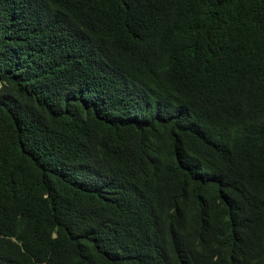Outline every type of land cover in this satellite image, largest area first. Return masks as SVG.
<instances>
[{
    "label": "trees",
    "instance_id": "1",
    "mask_svg": "<svg viewBox=\"0 0 264 264\" xmlns=\"http://www.w3.org/2000/svg\"><path fill=\"white\" fill-rule=\"evenodd\" d=\"M0 264H264V0H0Z\"/></svg>",
    "mask_w": 264,
    "mask_h": 264
}]
</instances>
